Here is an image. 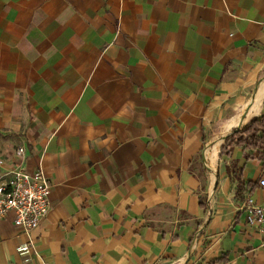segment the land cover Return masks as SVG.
I'll return each instance as SVG.
<instances>
[{
	"label": "crops",
	"instance_id": "obj_1",
	"mask_svg": "<svg viewBox=\"0 0 264 264\" xmlns=\"http://www.w3.org/2000/svg\"><path fill=\"white\" fill-rule=\"evenodd\" d=\"M263 113L264 0H0V177L53 186L0 264H264L263 167L220 158Z\"/></svg>",
	"mask_w": 264,
	"mask_h": 264
},
{
	"label": "built area",
	"instance_id": "obj_2",
	"mask_svg": "<svg viewBox=\"0 0 264 264\" xmlns=\"http://www.w3.org/2000/svg\"><path fill=\"white\" fill-rule=\"evenodd\" d=\"M22 150L19 151V154ZM264 187V179L260 181ZM52 183L45 172L39 168L30 172L24 168H15L0 177V222L13 215L14 226L24 234L35 231L48 217L51 211ZM246 220L250 226L257 227L264 237V207L249 196L243 206ZM30 241L19 249L20 253L31 251ZM264 247V243H263Z\"/></svg>",
	"mask_w": 264,
	"mask_h": 264
},
{
	"label": "trees",
	"instance_id": "obj_3",
	"mask_svg": "<svg viewBox=\"0 0 264 264\" xmlns=\"http://www.w3.org/2000/svg\"><path fill=\"white\" fill-rule=\"evenodd\" d=\"M235 148L242 151L246 162L260 163L264 171V113L242 129L234 130L233 134L224 142L220 158L225 155L231 157ZM243 171L244 169L239 167L236 161L227 169V173L236 183L237 195L240 198L243 197L246 188L256 187L255 184L243 180Z\"/></svg>",
	"mask_w": 264,
	"mask_h": 264
},
{
	"label": "water",
	"instance_id": "obj_4",
	"mask_svg": "<svg viewBox=\"0 0 264 264\" xmlns=\"http://www.w3.org/2000/svg\"><path fill=\"white\" fill-rule=\"evenodd\" d=\"M234 132V131H233ZM233 132H230L229 134H227V135H225L224 137H223V141L225 142L232 134H233Z\"/></svg>",
	"mask_w": 264,
	"mask_h": 264
}]
</instances>
